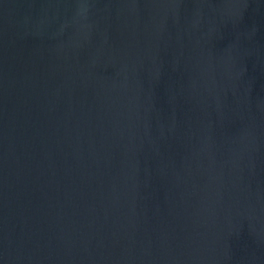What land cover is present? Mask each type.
Masks as SVG:
<instances>
[{
  "label": "water",
  "instance_id": "water-1",
  "mask_svg": "<svg viewBox=\"0 0 264 264\" xmlns=\"http://www.w3.org/2000/svg\"><path fill=\"white\" fill-rule=\"evenodd\" d=\"M0 264H264V0H0Z\"/></svg>",
  "mask_w": 264,
  "mask_h": 264
}]
</instances>
